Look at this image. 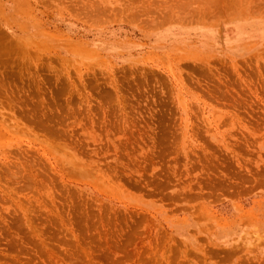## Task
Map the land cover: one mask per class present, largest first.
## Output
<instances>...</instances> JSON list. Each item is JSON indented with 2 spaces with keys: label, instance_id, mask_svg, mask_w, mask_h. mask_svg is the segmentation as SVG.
<instances>
[{
  "label": "rangeland",
  "instance_id": "374dc122",
  "mask_svg": "<svg viewBox=\"0 0 264 264\" xmlns=\"http://www.w3.org/2000/svg\"><path fill=\"white\" fill-rule=\"evenodd\" d=\"M0 264H264V0H0Z\"/></svg>",
  "mask_w": 264,
  "mask_h": 264
}]
</instances>
